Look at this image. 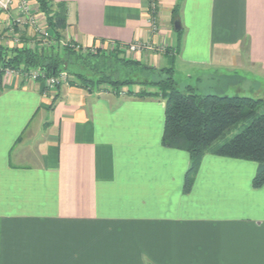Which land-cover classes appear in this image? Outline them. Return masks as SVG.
<instances>
[{
	"label": "crops",
	"instance_id": "crops-1",
	"mask_svg": "<svg viewBox=\"0 0 264 264\" xmlns=\"http://www.w3.org/2000/svg\"><path fill=\"white\" fill-rule=\"evenodd\" d=\"M53 1L78 48L119 45L196 90L264 76V0H155V28L152 0ZM77 83L0 74V264H264L257 163L206 155L186 194L190 156L162 145L165 101Z\"/></svg>",
	"mask_w": 264,
	"mask_h": 264
},
{
	"label": "trees",
	"instance_id": "trees-1",
	"mask_svg": "<svg viewBox=\"0 0 264 264\" xmlns=\"http://www.w3.org/2000/svg\"><path fill=\"white\" fill-rule=\"evenodd\" d=\"M36 1L57 44L33 49L26 46L11 48L0 44L1 75H3L2 70L6 68L36 69L44 72L48 77L69 71L74 75L69 81L72 85L78 82V85L87 89L92 85L106 84L116 93H122L124 84L138 85V89L128 90L125 93L130 97H158L165 101L162 145L169 149L185 151L190 156L191 165L184 183L186 194L191 192L195 174L206 155L257 163L258 170L253 186L255 188L264 186V109L261 110L264 100L262 98L219 95L210 92L205 94L191 86L180 89L174 76V68L160 70L151 68L138 60L125 57L123 52L119 51V45L108 52L101 49L93 52L78 48L71 41L63 45L61 41L66 40L65 31L69 25L68 4L53 0ZM175 13H178L177 9L174 10ZM112 63L116 65L113 72L110 67ZM106 64H109V67H104ZM124 69L129 71L128 74L160 72L166 77L151 80L146 78L143 82L137 83L134 79L125 76L126 72L121 71ZM83 70L91 73V76L85 75ZM119 71L125 74L122 75ZM234 76L230 77L234 78ZM243 122L247 125L242 131L223 144H215Z\"/></svg>",
	"mask_w": 264,
	"mask_h": 264
},
{
	"label": "built area",
	"instance_id": "built-area-1",
	"mask_svg": "<svg viewBox=\"0 0 264 264\" xmlns=\"http://www.w3.org/2000/svg\"><path fill=\"white\" fill-rule=\"evenodd\" d=\"M157 7V2L152 0L150 3V23H152L154 28ZM2 15L7 17L5 24L7 36H10V38L9 40L7 39V42L0 38V44L3 43L8 46L9 43L14 48L26 46L30 49L40 48L42 46L51 47L57 44L36 0H0V22ZM68 42L70 41L64 40L61 41V44L65 45ZM141 49L142 46L140 44H131L128 46V50L131 52L140 51ZM2 72L6 78H17L20 81L30 80L32 82H43L47 89H53L67 84L68 81L66 72H62L58 77H48L44 72L36 69L6 68Z\"/></svg>",
	"mask_w": 264,
	"mask_h": 264
},
{
	"label": "rangeland",
	"instance_id": "rangeland-1",
	"mask_svg": "<svg viewBox=\"0 0 264 264\" xmlns=\"http://www.w3.org/2000/svg\"><path fill=\"white\" fill-rule=\"evenodd\" d=\"M0 28L2 30H5L6 27H1V25H0ZM1 29H0V31H1L0 32V38H2L5 42H7L9 40L10 36H7V31L6 30H5L6 31V33H5V31H2ZM4 33H5V35H4ZM9 45H10L11 48H14V47H12L13 45L8 43V46ZM119 51L122 52L121 50H119ZM125 57H126V55H125ZM104 67H109V64L108 65L107 64L104 65ZM110 67H111V71L112 72L116 69V65L113 64V63L111 64ZM79 71H81L80 68H79ZM83 71H85V70H83ZM121 71L126 72V74L123 73V72L121 73L119 71L120 74H122V75L125 74V76L127 78L134 79L137 83L143 82L146 78L151 80L152 78L162 79V78L166 77L165 74H162L160 72H157L156 74H152V73L146 74V73H139V72L138 73L137 72H131V73L128 74L129 71L127 72V70H125V69L121 70ZM243 71L242 72H238L237 75L234 76V78L227 77V79H225V78L219 77V76H215V78L206 77L205 79H203V82L199 84V86L203 87V89L200 92H203L205 94L207 92H210V93H215V94H219V95H228V96L239 95V96H249V97H254V98H258L259 97V98H262L264 100V76L261 75V74H256L253 68L252 69L243 70ZM63 72H66V71H63ZM66 73L68 75V81H67V84H68L69 81L73 79L74 75H72L69 71L66 72ZM84 73L87 76H91V73H89L87 71H85ZM59 75H57V77ZM121 78H123V77H121ZM177 83H178V86H179L180 89H185L188 86L194 87V85L196 84V82H194L192 84L188 83L186 78H183V80H179V76H178ZM102 85L111 87L110 85H106V84H102ZM122 87L124 88L125 91H128V90L138 89L139 86L138 85L124 84ZM223 89H225V90L222 91ZM263 109H264V104H263L261 110H263ZM246 125H247L246 122L240 123L238 126H236L231 131L226 133V135H224V137L219 139L215 144L216 145H220V144H223L226 141L230 140L237 133L242 131V129Z\"/></svg>",
	"mask_w": 264,
	"mask_h": 264
},
{
	"label": "water",
	"instance_id": "water-1",
	"mask_svg": "<svg viewBox=\"0 0 264 264\" xmlns=\"http://www.w3.org/2000/svg\"><path fill=\"white\" fill-rule=\"evenodd\" d=\"M177 30H181V28H177Z\"/></svg>",
	"mask_w": 264,
	"mask_h": 264
}]
</instances>
